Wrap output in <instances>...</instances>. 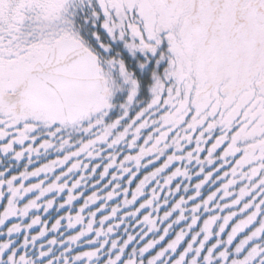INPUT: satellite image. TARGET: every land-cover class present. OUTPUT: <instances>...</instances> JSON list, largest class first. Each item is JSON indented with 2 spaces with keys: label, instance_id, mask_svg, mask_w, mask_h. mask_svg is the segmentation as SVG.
<instances>
[{
  "label": "snow or ice",
  "instance_id": "snow-or-ice-1",
  "mask_svg": "<svg viewBox=\"0 0 264 264\" xmlns=\"http://www.w3.org/2000/svg\"><path fill=\"white\" fill-rule=\"evenodd\" d=\"M0 264H264V0H0Z\"/></svg>",
  "mask_w": 264,
  "mask_h": 264
}]
</instances>
